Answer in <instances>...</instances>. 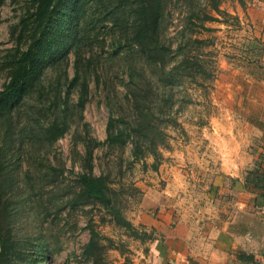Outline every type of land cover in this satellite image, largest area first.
<instances>
[{
	"label": "rangeland",
	"instance_id": "374dc122",
	"mask_svg": "<svg viewBox=\"0 0 264 264\" xmlns=\"http://www.w3.org/2000/svg\"><path fill=\"white\" fill-rule=\"evenodd\" d=\"M56 3L34 80L3 96L17 40L28 45L41 27L35 0H0V157L13 201V248L0 264H136L147 258L150 239L131 218L150 186H168L175 176L179 191L187 182L198 188L253 153L232 129L262 113L264 0ZM155 19L159 44L149 59L132 40ZM56 102L66 129L53 138L43 126L61 115ZM111 116L134 139L109 142ZM90 139L98 145L89 160ZM90 169L107 176L111 205L78 197L79 175Z\"/></svg>",
	"mask_w": 264,
	"mask_h": 264
},
{
	"label": "crops",
	"instance_id": "0c3cea01",
	"mask_svg": "<svg viewBox=\"0 0 264 264\" xmlns=\"http://www.w3.org/2000/svg\"><path fill=\"white\" fill-rule=\"evenodd\" d=\"M262 98L261 115L247 114L232 129L253 150L243 163L215 171L198 188L187 182L181 192L174 176L143 193L131 219L148 231L150 250L136 264H264V92Z\"/></svg>",
	"mask_w": 264,
	"mask_h": 264
},
{
	"label": "trees",
	"instance_id": "16d2710c",
	"mask_svg": "<svg viewBox=\"0 0 264 264\" xmlns=\"http://www.w3.org/2000/svg\"><path fill=\"white\" fill-rule=\"evenodd\" d=\"M214 3V5H218V0H210ZM36 9L33 12V15L36 19H38V23L41 27L40 34L38 37L28 45L23 46L21 40H17L16 45V60L13 64V70L8 83L5 84L4 89L1 91V95L3 96H13L23 88L29 84L32 80H34L35 75L37 74L39 64L42 63V59L44 57V51L46 49L45 42V31L51 26V19L53 17L54 11L57 8L56 0H35ZM138 33L134 34V39L132 40L133 44H137L141 50L147 54L149 59L155 56L153 51V43L157 41L159 44V39H153L155 33H158V21L155 19L153 22H144L140 24ZM52 31H55L52 30ZM128 35V34H127ZM121 41V39H120ZM119 41V42H120ZM131 74L130 76H134V68L133 65H130ZM36 72V73H35ZM79 79V74L77 73L72 80ZM130 99L133 101L132 103L139 104L138 96L135 93L130 94ZM79 104L84 103V94L83 91L79 92ZM56 111H61V115H58L54 118L53 121L43 126L46 131L53 133V138L62 135L66 129L65 126V114L63 111L65 110L61 105V102H56ZM115 119L111 116L108 122V137L107 140L109 142H119L123 143L126 141V137H131L134 139L130 133L125 134L123 128L117 126L115 124ZM149 135H146L144 138H148ZM135 142V140H134ZM87 157L90 160L92 157V149L94 145H98V141L94 139H90L87 142ZM139 144V140L136 141ZM5 152H3L4 154ZM7 164L3 162V159L0 157V258L9 257L10 250L13 248V232L11 228V206L13 201L5 196V184L7 180L6 174ZM80 180V190L78 197L82 199H92L98 202H101L105 205H111L113 203V187L108 183L107 176L104 174H94L91 169L88 172H83L79 175ZM92 237L90 239L89 244L86 247V251L88 253L93 252V248L96 245L95 238V229H91ZM19 252L22 251V244H19ZM4 262H9V260H4Z\"/></svg>",
	"mask_w": 264,
	"mask_h": 264
}]
</instances>
